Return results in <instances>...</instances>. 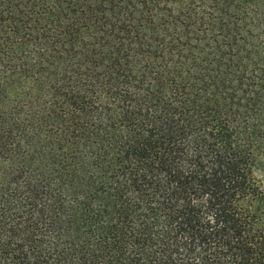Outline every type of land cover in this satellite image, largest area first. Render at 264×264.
Instances as JSON below:
<instances>
[{
	"label": "trees",
	"instance_id": "obj_1",
	"mask_svg": "<svg viewBox=\"0 0 264 264\" xmlns=\"http://www.w3.org/2000/svg\"><path fill=\"white\" fill-rule=\"evenodd\" d=\"M264 0H0V264H264Z\"/></svg>",
	"mask_w": 264,
	"mask_h": 264
},
{
	"label": "rangeland",
	"instance_id": "obj_2",
	"mask_svg": "<svg viewBox=\"0 0 264 264\" xmlns=\"http://www.w3.org/2000/svg\"><path fill=\"white\" fill-rule=\"evenodd\" d=\"M259 174L261 175V177L263 178L264 180V163L263 165L261 166L260 170H259Z\"/></svg>",
	"mask_w": 264,
	"mask_h": 264
}]
</instances>
